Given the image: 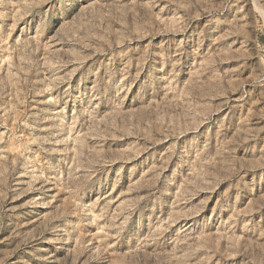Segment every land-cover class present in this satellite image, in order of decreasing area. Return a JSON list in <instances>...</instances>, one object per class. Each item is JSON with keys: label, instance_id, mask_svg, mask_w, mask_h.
Masks as SVG:
<instances>
[{"label": "rangeland", "instance_id": "374dc122", "mask_svg": "<svg viewBox=\"0 0 264 264\" xmlns=\"http://www.w3.org/2000/svg\"><path fill=\"white\" fill-rule=\"evenodd\" d=\"M0 264H264V0H0Z\"/></svg>", "mask_w": 264, "mask_h": 264}]
</instances>
